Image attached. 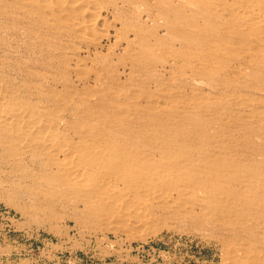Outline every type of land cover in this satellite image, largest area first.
<instances>
[{"label": "bare ground", "instance_id": "1", "mask_svg": "<svg viewBox=\"0 0 264 264\" xmlns=\"http://www.w3.org/2000/svg\"><path fill=\"white\" fill-rule=\"evenodd\" d=\"M99 25L114 29L106 62ZM157 51L184 75L178 93L206 80L199 109L135 99L129 84L157 74ZM0 155L89 219L118 183L187 192L231 264H264V0H0Z\"/></svg>", "mask_w": 264, "mask_h": 264}, {"label": "rangeland", "instance_id": "2", "mask_svg": "<svg viewBox=\"0 0 264 264\" xmlns=\"http://www.w3.org/2000/svg\"><path fill=\"white\" fill-rule=\"evenodd\" d=\"M99 31L104 34L101 38L105 45L100 61L106 62L105 53L109 42L106 41L105 35L108 32L113 35L114 29L109 25H99ZM123 46L124 44L117 51L118 53L123 52ZM94 51L95 49L91 47L88 52L83 51V55L95 57L97 55ZM159 55L161 54L157 51V58L154 57L157 62V74L151 79L132 80L129 84L137 96L135 99L144 104V94H150L154 100L158 98L159 107L167 106L169 109L173 104L176 110L181 111L199 109L193 103L202 102L199 89L208 90L206 80L200 78L192 82L197 94L193 91L189 94L192 88L186 85L182 93H178V90L182 89L179 86L184 75L172 67L167 55L158 57ZM92 59L86 61L89 67L98 65L93 63ZM112 60L114 61L115 58ZM123 68L120 67L121 70ZM127 71L128 68H124V72ZM85 76H88L85 84L90 87L95 86L93 72ZM73 78L77 89H81L84 83L75 75ZM184 97L187 98L183 101ZM93 98L94 96L91 95L90 99ZM66 113L62 107L58 108L55 117L67 116ZM12 168L0 155V264H231L232 262L229 251L232 245L223 237V230L201 216V207L193 203L187 192H181L176 188L171 190L168 188V190L161 185L154 187L149 185L152 195L147 187L140 186V188L136 185L126 187L118 183L114 188L115 191L106 193L108 200L105 196L92 200L91 205L99 209L89 219L82 203L76 206L73 202L66 201L67 198L48 194L44 192L48 187L46 183L35 184L22 175L23 169L12 171ZM27 169L31 174L37 172V169L30 167ZM159 187L161 190L158 189ZM130 190L133 193L137 191V195H134L141 198H135ZM157 190H159L158 195ZM166 190L172 191L169 193L171 195L167 194ZM138 192L143 193L139 195ZM146 194L148 196L151 194L150 197L154 199H150ZM123 198L129 203L126 200L127 203L124 202ZM130 198L135 202H130ZM179 201L181 203H178ZM108 202L115 205L112 207ZM121 206H125L128 210ZM105 218L109 220L106 222ZM127 219L131 223H128Z\"/></svg>", "mask_w": 264, "mask_h": 264}]
</instances>
